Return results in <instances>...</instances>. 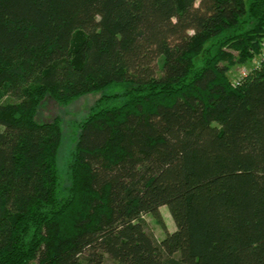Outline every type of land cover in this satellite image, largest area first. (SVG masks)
Listing matches in <instances>:
<instances>
[{"label":"trees","instance_id":"obj_1","mask_svg":"<svg viewBox=\"0 0 264 264\" xmlns=\"http://www.w3.org/2000/svg\"><path fill=\"white\" fill-rule=\"evenodd\" d=\"M263 45L264 0H0V264H264ZM115 83L63 184L38 107Z\"/></svg>","mask_w":264,"mask_h":264},{"label":"rangeland","instance_id":"obj_2","mask_svg":"<svg viewBox=\"0 0 264 264\" xmlns=\"http://www.w3.org/2000/svg\"><path fill=\"white\" fill-rule=\"evenodd\" d=\"M249 2V0H247ZM236 56L237 52L232 51ZM254 66L253 60L246 63H236L231 66L229 77L232 81H236L240 78L243 72H248ZM127 86L119 83H115L109 88L102 91L92 92L79 97L68 105H61L50 96L45 97L40 106L37 109L36 119L38 121H52L55 118H59L62 124V138L57 155L58 169L62 177L63 184L67 183L66 173L68 172V165L71 159L72 153L75 149L78 134H79V122L83 120L95 106L97 100L102 94H110L118 91H123ZM11 96H5L2 101H8ZM162 216L164 222L170 231L176 229L175 222L169 212L167 206L161 207ZM148 224V230L153 233L157 240H161L165 236V231L159 224L157 219L152 214L144 216ZM103 264H119L117 261L105 256Z\"/></svg>","mask_w":264,"mask_h":264},{"label":"built area","instance_id":"obj_3","mask_svg":"<svg viewBox=\"0 0 264 264\" xmlns=\"http://www.w3.org/2000/svg\"><path fill=\"white\" fill-rule=\"evenodd\" d=\"M264 61V45H263V49L262 51L259 53V55L257 57L254 58L253 62H254V66H259L261 64V62ZM249 72V71H248ZM248 72H243L241 74L240 77L246 75Z\"/></svg>","mask_w":264,"mask_h":264}]
</instances>
